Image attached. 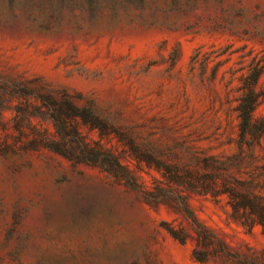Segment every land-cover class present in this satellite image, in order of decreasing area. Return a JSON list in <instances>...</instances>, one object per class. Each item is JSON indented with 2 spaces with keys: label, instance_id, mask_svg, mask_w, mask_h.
<instances>
[{
  "label": "rangeland",
  "instance_id": "1",
  "mask_svg": "<svg viewBox=\"0 0 264 264\" xmlns=\"http://www.w3.org/2000/svg\"><path fill=\"white\" fill-rule=\"evenodd\" d=\"M257 71L264 0H0V264H264Z\"/></svg>",
  "mask_w": 264,
  "mask_h": 264
},
{
  "label": "trees",
  "instance_id": "2",
  "mask_svg": "<svg viewBox=\"0 0 264 264\" xmlns=\"http://www.w3.org/2000/svg\"><path fill=\"white\" fill-rule=\"evenodd\" d=\"M259 74H260L259 71H257L254 74L253 81L249 83V86H248V93L246 95V99L238 105V116L240 118L239 124H240V129H241V133L243 137H246L249 133L252 134V132L256 134V132L260 130V126L264 124V120L258 123L257 121L255 122L253 121V113H254V110L257 104L255 84L257 83ZM55 120L59 128H65V122L62 117L60 116L55 117ZM76 144L80 147L81 152L83 154H85L86 152L87 156L89 153L91 154V151L94 150L91 147H89L88 144L85 143L81 138H77ZM92 158L93 157H91V159ZM94 158L97 159V157H94ZM106 160H108L111 166L117 167L119 165L117 160L113 156L109 157ZM229 192H232V191H229ZM261 200H262V197L254 196V198H252V200H249V201L244 200L242 202H238V201L234 203L232 202L231 205H232L233 213L238 214L240 206L242 207L248 206L250 208L249 212L253 214V215H249V219H250L249 224L253 225V224L259 223V224L264 225V204L261 203ZM192 218L194 219L195 217L192 216ZM198 226H199L198 228H200L198 230V235L204 238V243L212 242L214 240V235L205 226L202 227L201 225H199V223H198ZM171 233L177 237L174 231H171ZM219 244L221 248L220 250L226 258L233 257V254L228 250V245L224 241L220 240ZM198 259L201 260L200 257H198ZM205 259H206V256L204 255V260Z\"/></svg>",
  "mask_w": 264,
  "mask_h": 264
}]
</instances>
